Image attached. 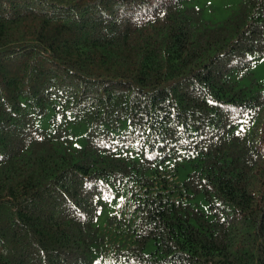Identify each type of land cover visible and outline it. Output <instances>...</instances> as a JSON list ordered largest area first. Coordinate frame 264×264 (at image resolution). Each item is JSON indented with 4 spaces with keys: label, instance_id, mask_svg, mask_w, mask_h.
<instances>
[{
    "label": "trees",
    "instance_id": "trees-1",
    "mask_svg": "<svg viewBox=\"0 0 264 264\" xmlns=\"http://www.w3.org/2000/svg\"><path fill=\"white\" fill-rule=\"evenodd\" d=\"M260 57L264 0H0V264H264Z\"/></svg>",
    "mask_w": 264,
    "mask_h": 264
},
{
    "label": "rangeland",
    "instance_id": "rangeland-1",
    "mask_svg": "<svg viewBox=\"0 0 264 264\" xmlns=\"http://www.w3.org/2000/svg\"><path fill=\"white\" fill-rule=\"evenodd\" d=\"M242 0H185V5H194L200 6L204 9V14L206 19L211 21L213 24L221 23L224 19H226L234 10L238 9L239 4ZM252 71L255 73V76L259 80L260 83L264 84V57H260L255 59V64L253 66ZM57 117L59 122L63 121L65 118L60 114L56 113L52 107L48 108V112L45 115H41L36 117V125L40 128L46 129L50 132L54 131L53 119ZM74 116L69 114L67 119L62 123H67L72 120ZM68 127L74 135V147L84 146L86 143V133L88 130V125L85 122H70ZM129 129L128 123H124L118 130L115 131L116 134H121L124 130ZM128 152L131 154L133 160H137L138 157L134 154V146L129 148ZM179 174L175 179V183L173 190L175 191L178 197L182 196L184 190L178 185L182 182L183 178L186 174L191 170V166L188 162L184 161L183 158L179 159V165L177 167ZM126 188L123 189L122 195H125ZM191 203L200 208L203 212L208 215L210 214V207L208 201L205 199L203 194H198L194 198L190 199ZM115 210V207H109L106 211H103L99 218L98 224L101 226H105L107 223V213H112ZM149 251V250H147ZM111 254V251L109 252ZM103 264H119L115 261H111L107 254L102 259Z\"/></svg>",
    "mask_w": 264,
    "mask_h": 264
},
{
    "label": "clouds",
    "instance_id": "clouds-1",
    "mask_svg": "<svg viewBox=\"0 0 264 264\" xmlns=\"http://www.w3.org/2000/svg\"><path fill=\"white\" fill-rule=\"evenodd\" d=\"M117 204H120V202L116 201V202H113V204H110L109 207H115V210L113 212H115L116 210H118V213L119 211L121 210L120 207H116L115 205Z\"/></svg>",
    "mask_w": 264,
    "mask_h": 264
}]
</instances>
